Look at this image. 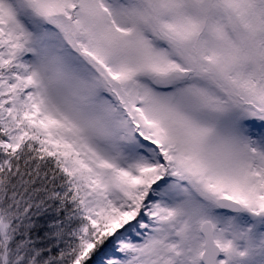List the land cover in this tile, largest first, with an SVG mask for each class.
<instances>
[{
	"label": "snow or ice",
	"instance_id": "obj_1",
	"mask_svg": "<svg viewBox=\"0 0 264 264\" xmlns=\"http://www.w3.org/2000/svg\"><path fill=\"white\" fill-rule=\"evenodd\" d=\"M0 264H264V0H0Z\"/></svg>",
	"mask_w": 264,
	"mask_h": 264
}]
</instances>
